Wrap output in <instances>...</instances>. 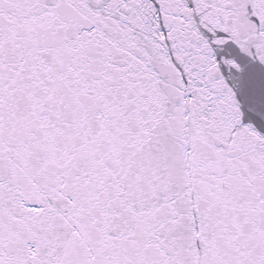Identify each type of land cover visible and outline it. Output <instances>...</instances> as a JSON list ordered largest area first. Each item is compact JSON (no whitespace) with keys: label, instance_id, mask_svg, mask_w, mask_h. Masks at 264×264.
I'll return each mask as SVG.
<instances>
[{"label":"snow or ice","instance_id":"6c2138e0","mask_svg":"<svg viewBox=\"0 0 264 264\" xmlns=\"http://www.w3.org/2000/svg\"><path fill=\"white\" fill-rule=\"evenodd\" d=\"M0 264H264V0H0Z\"/></svg>","mask_w":264,"mask_h":264}]
</instances>
